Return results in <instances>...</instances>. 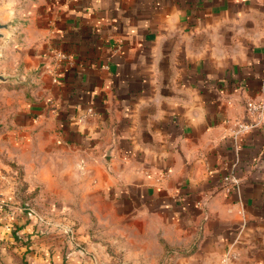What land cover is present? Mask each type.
Here are the masks:
<instances>
[{"label": "crops", "instance_id": "1", "mask_svg": "<svg viewBox=\"0 0 264 264\" xmlns=\"http://www.w3.org/2000/svg\"><path fill=\"white\" fill-rule=\"evenodd\" d=\"M24 13L41 100L16 120L12 158L45 209L10 216L15 232L0 217V264H264V124L237 147L230 135L263 97L264 0H29Z\"/></svg>", "mask_w": 264, "mask_h": 264}, {"label": "rangeland", "instance_id": "2", "mask_svg": "<svg viewBox=\"0 0 264 264\" xmlns=\"http://www.w3.org/2000/svg\"><path fill=\"white\" fill-rule=\"evenodd\" d=\"M28 2L4 0L1 3L8 16L14 19L13 24L10 21L12 28L5 31L6 36L0 39V74L9 77L7 81H0V203L4 204L0 209V217L5 221L6 228L11 227L8 224L10 216H29V212H33L32 215L38 217L40 210L45 209L36 200L40 194L39 187L33 184L22 165L12 158V154H17L19 149L14 140L22 131L16 120L20 118L22 121V115L28 109L27 104H38L41 100L37 91L39 82L36 80L41 75H37L38 67H32L33 62L27 55L28 46L24 39V12ZM12 9L15 12H11ZM17 234V243L21 246L26 240L21 233Z\"/></svg>", "mask_w": 264, "mask_h": 264}, {"label": "built area", "instance_id": "3", "mask_svg": "<svg viewBox=\"0 0 264 264\" xmlns=\"http://www.w3.org/2000/svg\"><path fill=\"white\" fill-rule=\"evenodd\" d=\"M67 58V54L64 52H56L55 60L53 62V66L50 69L52 73L53 80L57 82L59 80V64L61 61ZM247 108V118L246 119H238L234 121L233 127L231 128L230 135L235 142V147H237L239 139L250 132L253 128L259 126L260 124H264V76H263V97L258 101H248L246 102ZM93 114V109L89 108L86 114L83 117L89 116ZM226 191H229L230 186L234 185L239 187L240 179L234 174H230L225 177ZM4 204L0 203V209ZM33 211V210H31ZM33 212H29V215H32ZM245 224L242 222L241 226L238 228L239 233L243 230Z\"/></svg>", "mask_w": 264, "mask_h": 264}, {"label": "water", "instance_id": "4", "mask_svg": "<svg viewBox=\"0 0 264 264\" xmlns=\"http://www.w3.org/2000/svg\"><path fill=\"white\" fill-rule=\"evenodd\" d=\"M10 21H3L0 18V39L6 36L5 31H9L11 28ZM9 77L4 74H0V81H7Z\"/></svg>", "mask_w": 264, "mask_h": 264}, {"label": "trees", "instance_id": "5", "mask_svg": "<svg viewBox=\"0 0 264 264\" xmlns=\"http://www.w3.org/2000/svg\"><path fill=\"white\" fill-rule=\"evenodd\" d=\"M10 228H12V232H13V231L15 232V231H16V229H17L16 227H14V225H13V224L11 225V227H10Z\"/></svg>", "mask_w": 264, "mask_h": 264}]
</instances>
